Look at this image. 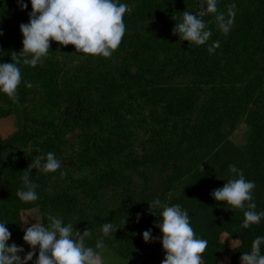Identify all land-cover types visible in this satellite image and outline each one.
<instances>
[{"label":"rangeland","instance_id":"1","mask_svg":"<svg viewBox=\"0 0 264 264\" xmlns=\"http://www.w3.org/2000/svg\"><path fill=\"white\" fill-rule=\"evenodd\" d=\"M162 1L120 0L130 8L124 17L126 32L108 58L51 42L37 66L18 65L22 82L17 102L0 94V175L11 190V197L0 203L8 210L3 220L11 232L8 243L23 246L26 253L24 229L33 219L47 223L52 214L80 233L91 229L86 244L94 246L101 226L111 221L117 229L104 238L105 264L161 263L165 253L156 223L140 225L131 216L128 223L119 220L123 208L142 197L149 203L159 198L168 205L180 204L197 237L234 248L239 244L234 225L242 224L243 210L231 211L211 196L232 177L230 164L255 182L256 210H264V37L259 33L262 20L256 17L262 0H218V9L225 13L228 5H236L230 33L223 35L213 16H205L211 38L184 55L183 41L172 29L184 11L197 12L201 0H172L175 5L165 14L145 15L146 4L161 8ZM29 10L30 3L21 10L17 0H0V63L11 62L12 54L22 50L19 25L28 22ZM216 40L220 45L209 54L207 48ZM172 70L187 75L171 78ZM81 85L95 88L109 106L92 126H75L66 101L69 90ZM189 88L199 92L196 107H172L175 102L170 100ZM162 90L170 93L164 99ZM206 113L210 120L202 127ZM196 134H202L201 143ZM49 151L61 162L60 169L44 172L42 160L30 173L39 198L22 202L16 192L24 172ZM107 175L109 181L101 182ZM4 185L0 179V192ZM59 196L74 200L75 213L51 208ZM85 218L96 223L86 226ZM148 229L156 239L145 243L141 233ZM219 264L230 260L222 258Z\"/></svg>","mask_w":264,"mask_h":264},{"label":"clouds","instance_id":"2","mask_svg":"<svg viewBox=\"0 0 264 264\" xmlns=\"http://www.w3.org/2000/svg\"><path fill=\"white\" fill-rule=\"evenodd\" d=\"M21 10L31 5L28 22L19 25L22 34V50L13 53L11 62L0 63V94L17 102V90L22 82L21 63L35 67L47 57L50 43L58 42L61 46L73 45L76 52L85 55L110 57L119 47L126 32L125 14L130 11L127 3L120 0H17ZM236 5H228L227 12L218 9V0H201L195 13L184 11L182 19L172 29L179 40L188 41L196 46L205 45L212 36L205 16H213L218 30L227 36L234 24ZM3 33L0 32V35ZM220 41L208 46L209 54L215 52ZM31 87V84H26ZM44 172H56L61 162L55 153L49 151L39 156L29 165L22 177V187L17 190V197L25 203L38 200L36 185L30 179L31 170L41 166ZM232 177L222 187L214 189L211 196L222 202L228 209L243 210L244 220L241 227L250 229L264 220V210L257 211L254 202V181L247 180L243 171L235 164L228 166ZM149 211L158 217L156 227L160 230L159 242L165 253L161 264H204L203 253L207 240L199 238L191 225L190 216L180 204L168 205L159 198L149 204ZM140 214L136 216V221ZM24 229L23 241L29 246L24 252L23 246L8 243L11 232L6 222L0 221V264H105L102 250L106 247L104 238L113 236L117 229L112 223L101 226V237L94 246L86 244L92 236L91 229L83 233L74 230L72 223H65L57 215L48 214L47 223L35 220ZM25 224L28 220L25 218ZM124 223V221H123ZM145 243L155 240L151 229L141 233ZM23 253V255H21ZM33 256L36 259L33 261ZM240 264H264V235L256 236L251 249L242 253Z\"/></svg>","mask_w":264,"mask_h":264},{"label":"trees","instance_id":"3","mask_svg":"<svg viewBox=\"0 0 264 264\" xmlns=\"http://www.w3.org/2000/svg\"><path fill=\"white\" fill-rule=\"evenodd\" d=\"M163 6L160 8L156 4H146L144 7L145 10V15H156L159 13H166V11L170 8H172L175 5V2L170 0H163ZM165 4V5H164ZM142 5V4H141ZM155 8V9H154ZM154 9V11H152ZM31 12V10H29ZM256 17L260 18L262 20V29L260 30V35L264 37V0H262L256 8ZM170 39L169 41H171ZM163 42L165 41V38L163 39ZM194 47V44L189 43L188 41H183L182 44V49H181V55H184V51L190 52L192 51V48ZM173 72L171 73L170 77L175 78L177 77L176 75H181L182 77L186 76V73H180L176 72L175 70H172ZM184 72V71H183ZM145 75L142 76V79H144ZM198 91L200 92L202 90V87L200 85H197ZM95 88L93 87H88L85 85H81V88L75 89V90H69L67 94V104L71 107L72 111V121L75 126H92L97 124L100 121V118L102 115L106 114L109 112V106L108 104H104L100 99L99 96L95 94ZM199 92L197 90H192L189 88L187 91L185 90V93L175 95L173 97V100L175 104L172 106L175 109H177L176 106H178L181 103H184L187 105V107H196L197 100L199 99ZM160 94L162 96L161 99H164L167 97L168 93H165L164 90H162ZM159 94L155 95L158 96ZM213 107V106H211ZM214 112L218 113V110L215 109ZM213 112V113H214ZM206 115V116H205ZM204 115L202 123H199L202 127H204L205 123H208L207 121L210 120V117H208L207 113ZM220 120V119H219ZM200 129V126L198 127ZM195 136L197 139H199L200 143L202 142L201 137L202 134H196ZM4 144L0 140V145ZM227 143L222 145V148L226 146ZM157 151L156 153H158ZM155 153V154H156ZM157 155V154H156ZM110 175H107L106 179H102L101 182L103 181H109ZM0 179L2 180V183L4 182V187L0 192V201H5L11 197V190L9 187V184H7V180H3V178L0 175ZM113 181L112 179H110ZM149 202L147 199H142V197L137 200V201H132L128 205H126L123 208V214L121 218L119 219L122 223H128L131 219L128 216H131V218L136 219L137 214H140V219L139 223L142 225L144 224H155L157 222V216L155 215L154 212L149 211ZM52 205V207H51ZM50 207L55 208L56 210L54 211H63L65 214H71L75 213L76 210V203L74 202L73 199L68 198L66 196H59L56 198L55 201L51 202ZM50 209V208H49ZM49 211V210H48ZM8 214V210L6 205H2L0 203V221H3ZM84 225L89 226L94 225L96 222L95 220H92L91 218H85L83 219L82 222ZM148 224V225H149ZM240 224H235L234 229H235V234L234 238L239 240V244L234 247V248H229L226 244L220 242L217 239L209 241L207 244V248L205 252L203 253V261L204 264H219L220 260L222 258H229L230 264H240V256L244 252H248L251 249V243L252 240L256 236L264 235V226L262 225H253L250 229H243ZM132 238V237H131ZM146 264H161V263H155V262H145Z\"/></svg>","mask_w":264,"mask_h":264}]
</instances>
